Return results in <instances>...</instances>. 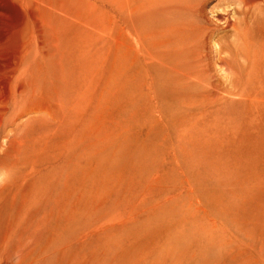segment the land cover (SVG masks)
Returning <instances> with one entry per match:
<instances>
[{"label": "rangeland", "instance_id": "374dc122", "mask_svg": "<svg viewBox=\"0 0 264 264\" xmlns=\"http://www.w3.org/2000/svg\"><path fill=\"white\" fill-rule=\"evenodd\" d=\"M47 1L0 16L40 111L0 264H264V0Z\"/></svg>", "mask_w": 264, "mask_h": 264}, {"label": "bare ground", "instance_id": "6f19581e", "mask_svg": "<svg viewBox=\"0 0 264 264\" xmlns=\"http://www.w3.org/2000/svg\"><path fill=\"white\" fill-rule=\"evenodd\" d=\"M246 1L247 2H252L253 0H246ZM6 2H10L11 4H20L24 8L31 9L36 14L35 17H34L35 20L36 21H40L44 25H46V23H47L49 12L52 11V6H51L50 2H48L47 0H0V16H4V14L6 12V5L7 4L6 5L4 4ZM61 3L63 4L62 0H59V15H60V17H63L64 13H63V9H62V4ZM123 7L125 8V6H123ZM129 12H130V16H132V13L136 12L135 8L130 6ZM179 29H181V28H172L171 29V36L177 38L180 35V33H177V30H179ZM184 30H185V28H184ZM206 38H208V37H206ZM208 40H209V43H210V38ZM208 49H210V48H208ZM212 49H213V47H212ZM168 52L169 51L166 50V53H168ZM256 53H259V52L257 51ZM219 54H220V52H219ZM257 55H259V54H257ZM163 56L164 55H162L158 59H155V58H153V56H151L150 53H148V55H146V57L148 59H152L151 62L152 61H156L157 63H159L160 65H162L164 67H168L169 69H171L173 71H177L176 63H174V61H173V60H175V58L172 56L171 58H169L171 60L169 62L167 60H162ZM258 58L256 57V59H257L256 63H258ZM259 61H261V60H259ZM252 63L255 64V66H256V63H254V61H252ZM190 65H192V64L190 63ZM220 66H222V65H220ZM254 69L257 70L258 67L257 68L255 67ZM190 71H191V69H190ZM259 71H260V69H259ZM194 72H193V74H194ZM254 72H255V70H254ZM32 74H33V71H32V59L30 58L29 54L25 50L22 53H14L13 55H7L6 56V55L3 54V49L1 50V48H0V196L1 195L3 196L4 194L15 193L13 191H16L17 187L19 186L18 185V181H19V179L21 177V174L24 171H27V168H23V166H24L25 162L27 161V151H26V149H30L29 142H30L31 139H30V135H29V130L32 129L33 124L35 122V119H36L35 118V114L40 112L38 110L39 103L37 102L36 90H35L34 85L32 83V81H33ZM182 74L186 77V75L184 73H182ZM196 74L199 75V71ZM189 76H190V74H189ZM179 78H177L178 81L181 80V79L179 80ZM246 79L244 78V81ZM252 79H253V77H252ZM259 82H260V80H259ZM260 90H262V89L260 88ZM245 95H243V97H245ZM247 95H246V98H247ZM240 96H241V93H240ZM249 97L251 98V96H249ZM57 108L59 109V111L61 113H63V111H66V107L64 105H62V104H59V106ZM96 111L98 113V110H96ZM96 111H95V108H94L93 114L91 112V114H92L91 115V123L94 124V125H96L98 123L97 122L98 121L97 118L100 119V113L97 114ZM37 115L40 116V118L42 117V114H37ZM23 117H26V121L22 120ZM97 135H98V131L95 133V137ZM26 175H27V177H29L31 175L30 170H28L26 172ZM24 176H25V174H24ZM250 190H251V188H250ZM5 191H11V192H5ZM254 195L255 194H253V196ZM250 197H251V195L249 196V198ZM258 198H260V197L258 196ZM263 198H264V196L262 197V199ZM13 200H16L15 196H13ZM251 203L253 204V202H251ZM254 205L256 206V204H253V206ZM262 206L263 205L261 204V207ZM250 210H249V212H250ZM255 211L258 212V210H255ZM253 213L254 214H252V216H255L256 215L255 212H253ZM258 213H257V215L260 216L261 212L259 214ZM250 214H251V212H250ZM249 217L251 218V216H249ZM257 217H254V218L257 219ZM254 223L255 222H253V225H255ZM250 224L252 225V222ZM256 226H255V229H256ZM10 232H12V231H10ZM253 232H255V234H256L255 230ZM256 241H257V239H256ZM232 243L234 244V242H232ZM263 244H264V242H263ZM236 246L238 247V245H236ZM242 248H244V247L242 246ZM233 250H234V246H233V249L230 250V252L233 251ZM244 254H246V253H244ZM248 254L249 253L247 252V255ZM242 257H244V255ZM231 258H232V256H231ZM233 258H234V256H233Z\"/></svg>", "mask_w": 264, "mask_h": 264}]
</instances>
